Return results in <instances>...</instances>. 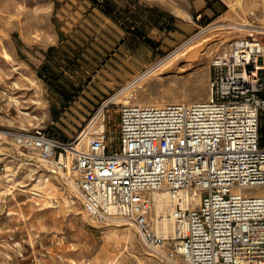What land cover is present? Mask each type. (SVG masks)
I'll list each match as a JSON object with an SVG mask.
<instances>
[{"label":"rangeland","instance_id":"1","mask_svg":"<svg viewBox=\"0 0 264 264\" xmlns=\"http://www.w3.org/2000/svg\"><path fill=\"white\" fill-rule=\"evenodd\" d=\"M251 36L264 41V0H0V264H171L123 221L83 217L62 179L13 155V138L88 139L116 94L110 136L124 102L204 101L212 57Z\"/></svg>","mask_w":264,"mask_h":264},{"label":"built area","instance_id":"2","mask_svg":"<svg viewBox=\"0 0 264 264\" xmlns=\"http://www.w3.org/2000/svg\"><path fill=\"white\" fill-rule=\"evenodd\" d=\"M210 71L204 101L122 103L110 136L104 108L116 94L82 150L35 129L13 138V155L62 179L87 219L123 221L163 261L264 264V41L231 43ZM154 192L174 204L171 239L155 230Z\"/></svg>","mask_w":264,"mask_h":264},{"label":"bare ground","instance_id":"3","mask_svg":"<svg viewBox=\"0 0 264 264\" xmlns=\"http://www.w3.org/2000/svg\"><path fill=\"white\" fill-rule=\"evenodd\" d=\"M237 2L240 4L243 2V0H237ZM232 22V21H231ZM234 26H237V29H238V26H242V25H239V24H235L233 25L232 27L235 28ZM213 28V27H212ZM244 30H245V27H243ZM236 29V28H235ZM207 31V30H206ZM196 38V37H195ZM264 38V37H263ZM179 55V54H177ZM182 55V54H181ZM174 56V55H173ZM175 58V56H174ZM168 62V61H167ZM146 72H144L145 74ZM143 74V75H144ZM150 74V73H148ZM147 74V75H148ZM142 75V76H143ZM143 79V77L141 78ZM140 79V80H141ZM116 100V99H115ZM15 103H18L16 100H14ZM125 103V102H124ZM20 112V111H19ZM21 113V112H20ZM23 114H28L26 112H23ZM0 135H4L3 133H1ZM89 139V138H88ZM88 139L83 136V135H80L77 139V141H79V144L77 146L78 149H81L86 145ZM29 173H32V172H29ZM28 173V174H29ZM10 176V174L8 175ZM29 176H32L29 175ZM7 177V176H6ZM33 181H36V185L39 186L41 185L42 187L45 186L47 187L48 186V179L47 178H44L43 181L40 183L39 179H37V177L33 178ZM44 188V187H43ZM31 194L32 195H36V196H39L41 197L42 194L41 193H38L37 191H31ZM152 197H153V210L155 212V217H154V220H155V223H154V226H155V230L158 234L159 237L163 238V239H171L174 237V221L172 219V209L174 207V204L171 203L168 199V197L162 193V192H154L152 194ZM80 214L83 216V217H86V213L84 211V209L82 208V210L80 211ZM87 218V217H86Z\"/></svg>","mask_w":264,"mask_h":264}]
</instances>
